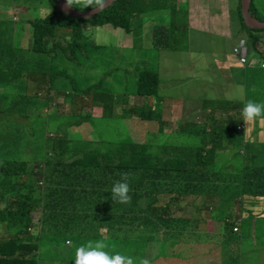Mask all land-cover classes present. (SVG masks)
Returning <instances> with one entry per match:
<instances>
[{"label": "trees", "instance_id": "1", "mask_svg": "<svg viewBox=\"0 0 264 264\" xmlns=\"http://www.w3.org/2000/svg\"><path fill=\"white\" fill-rule=\"evenodd\" d=\"M167 1L115 0L94 17L86 19L74 18L59 11L57 0H50L52 10L46 16L28 20L32 28L28 48L16 44L12 38L11 41L4 30L0 31V81L3 84L8 82V87L17 85L4 94L7 98L12 92L17 95L13 107L20 129L15 124L12 129L0 125V264H51L50 259L41 257L40 261L36 256L41 249L51 247V255L61 261L59 264H74V258L64 257V250L71 246L69 243L81 246L87 244V240H99L104 235L108 237L107 243L116 244L118 250L126 240L143 241L148 254L138 257H146L152 264H242L243 261L237 263L236 259L244 254L245 240H238L237 237L226 242L220 231L200 229L201 223L206 221L205 216L200 218V215L194 216L191 210H187L194 209L199 214L203 210L206 213L210 211V219L220 222V226H227L230 224L227 220L236 213H230L231 199L241 204V210H247V202L252 204L264 198V165H259L260 161L251 165L250 157L239 156L238 150L231 146L229 134L235 123L230 118H218L221 124L217 132L215 129L211 132L197 131L194 138L184 132L181 124L169 132L162 131L164 112L161 101H157L163 97L159 88L161 72L155 68H145L139 73L136 93L132 96H144L147 103L131 106V109L139 113L147 124L133 138L93 142L92 154L95 156L85 165L81 156L67 158L66 150L74 148L77 140L72 139L74 133H67L65 125L78 127L84 123L86 127L80 133L88 137L92 136L89 128L109 122L112 114L101 117L100 122L91 112L81 110L80 106L82 102L87 101L90 105L113 95L107 94L104 77L83 89L81 84L76 85L75 79L71 80L73 88L70 87V90L76 93L80 106L75 116L69 113L72 101L68 98L63 112L42 117L41 112L47 109L50 100L29 92L31 86H39V79L50 89L61 91L66 88L69 71L74 70L70 62L81 56L90 58L107 47L108 44L102 46L88 41L84 28L110 25L114 29L132 32L131 19L134 16H170L179 9L177 0L176 5ZM88 9L91 8L83 11ZM237 11L243 27L251 34V44L260 42L263 45L260 32L264 29L246 26L241 0ZM250 11L258 16L254 2ZM178 28L172 21L154 25L152 47L163 45V51L173 49L170 41L174 40ZM110 46L114 51L113 56L125 49ZM97 59L100 61L104 58ZM28 76V80L33 82L26 81ZM122 96L132 98L126 94ZM150 98H156L155 103ZM219 103L216 102L212 108L215 109ZM37 104L38 112L35 118L29 120L33 124L27 131L32 133L25 134L26 128L20 122L19 114L29 119L30 112ZM220 111L219 107L215 109V112ZM11 114L12 110L8 109L0 114V119ZM64 115L71 118L54 127V123L63 119ZM39 118L44 119L40 130L43 142L52 138L45 134L48 125L59 131L61 136L58 139L65 134L67 136L65 146L62 144L56 152V160H39L54 153H45L43 148L35 150L32 157L16 153L18 146H28L34 139L40 140L37 136L39 127L35 122ZM173 119L171 113L168 121ZM224 120L227 122L222 123ZM157 133L161 143L154 146L147 137L150 134L157 136ZM79 142L83 143L78 144L83 146L79 153L85 154L87 146L81 139ZM102 143L107 144L105 148L99 147ZM12 144H15L14 152L9 149ZM91 144H87L89 148ZM145 155L150 158H145ZM125 172L130 174V205L111 200L110 189L120 179V174ZM29 175L35 178L36 185L43 187V192H36L35 184L26 179ZM234 190L239 192L235 193ZM216 196L218 199H215ZM198 197L204 199L203 204L193 203ZM97 199H101L98 205L104 213L95 211ZM72 234L76 235V241L70 238ZM123 251L124 255L134 258L130 252Z\"/></svg>", "mask_w": 264, "mask_h": 264}, {"label": "rangeland", "instance_id": "2", "mask_svg": "<svg viewBox=\"0 0 264 264\" xmlns=\"http://www.w3.org/2000/svg\"><path fill=\"white\" fill-rule=\"evenodd\" d=\"M258 3V16L264 20V0H255ZM167 2L175 4L176 0H168ZM179 4L178 12H173L172 15L163 18L165 15L154 16L151 15H137L131 19L132 32H126L124 29H114L110 25L104 26H88L84 28L87 40L103 46L108 44L104 50H98L90 58L84 56L78 57L77 60L70 62V66H74V70L69 71L70 77L67 78L66 88L61 91L50 90L48 84L42 79H39V86H31L29 92L31 94L37 93L39 97L43 99H49L50 102L46 110L41 112L42 117L46 118L48 114H55L63 112L66 108V92L73 88L72 79H75L76 85L81 84L82 88L91 85L93 82H97L104 77V83L108 87V93L112 94L108 98H105L99 102L94 101L90 105L87 101L82 102L80 106L81 110L89 111L93 114V117L98 118L101 122V117L112 114L107 124L98 125L88 129V132L92 136H81L80 133L86 125L82 123L76 127L73 125H65L67 133H74L72 139L77 140L75 143L83 145L79 142L81 139L87 146L85 154L78 153L76 156H81L87 165V162L91 161L95 155H93L94 145L93 142H103L106 140L122 141L123 138L127 139L130 136L133 138L137 132L143 128L147 123L140 118V114L131 109V106L138 107L139 105L146 104L144 96H132L136 93L137 79L139 73L145 68L158 69L160 73L161 83L159 88L161 89L160 99L162 110L164 112V122L161 125L162 131L169 132L174 130L179 124L182 125V129L191 138L195 137V132L205 130L211 132L213 129L218 131V126L221 124L217 117H221L216 114L211 108L216 102H223V100L217 95H223L227 97L230 94H235L238 87H243L245 93L248 92V87L244 86L243 80L233 78V81L229 79L217 80L216 76L210 70L217 62H221L230 56L232 49V43L234 40H238L241 36L246 35V31L242 32L240 29L239 18L236 10V2L233 0H177ZM176 5V4H175ZM52 10L50 0H0V31L4 30L10 37V40L22 45L24 48H28L31 45L32 28L28 20L34 17H44ZM213 11H217L215 16ZM18 17V20L16 18ZM89 19V18H86ZM172 21L174 25H178L175 37L173 41H170V45L173 49L163 51V45H157L152 47V29L156 24H166ZM175 29H173V32ZM178 33V35H177ZM264 39V31L260 32ZM139 35V36H138ZM12 38V39H11ZM142 43H144L142 45ZM175 43V45H173ZM125 48L120 50L117 55L113 56L114 51L110 48V45ZM142 45V46H141ZM162 48V49H161ZM264 48V44L262 45ZM109 55V56H108ZM253 55V54H252ZM103 57L100 60L97 58ZM189 60L188 64L184 65ZM191 61L195 64L194 69L190 70ZM264 61V60H263ZM98 62V63H97ZM193 65V64H192ZM146 71H154L147 69ZM155 72V71H154ZM254 75L252 86L258 88V78L264 76V69L254 68L252 71ZM185 81L183 79L187 78ZM27 80L29 83L32 80ZM177 79L174 82V79ZM207 78V79H206ZM117 79V80H116ZM204 82H203V81ZM264 80V77H263ZM20 81L25 82L23 79ZM213 82L211 85L210 82ZM0 81V114L4 108L9 106L13 101V105L16 104L17 95L12 92V95L7 98L5 96L6 91H10L11 88L17 86H7ZM93 87V86H92ZM262 89L259 88L258 93H253L248 99L255 100L257 102H264V93L261 94ZM115 93V94H114ZM40 94V95H39ZM116 94L120 97H116ZM130 95L131 99L124 98L122 95ZM84 97H86L84 95ZM227 99V98H226ZM73 102L70 104L69 113L75 116L78 109H80L78 103V97L73 96ZM152 103H155L156 98H150ZM204 101H206L204 105ZM233 114L230 115V120L235 124L242 121V117H239L234 110H241L243 104L239 100H228ZM204 105V107H203ZM148 108V107H147ZM173 113V120L168 121L170 114ZM209 115L213 118L208 121ZM215 115L217 117H215ZM123 117V118H122ZM228 115L224 118L226 119ZM66 118H71L69 115H64L63 119L54 123L56 125L64 122ZM125 118V119H124ZM37 136L39 139H34L28 144V146H18L16 153L34 155L35 150L43 148L46 153L53 140H46L41 136V127L44 125V119L39 118L37 121ZM205 122V124H203ZM227 122L224 120L222 123ZM13 124V121H12ZM33 121L24 120L26 128L25 134L32 133L27 132ZM92 125V122H91ZM157 125V124H155ZM264 124L257 123L255 125V133L252 138L242 142V136L245 135V124L242 130H234L230 137L231 146L235 150H239L240 155L244 158L250 157L249 163L251 165L258 164L264 165V134L262 129ZM19 129V125H15ZM20 130V129H19ZM45 128L43 127V131ZM56 131V130H54ZM121 131L123 133L121 134ZM59 132V131H56ZM182 132V131H180ZM46 136L52 137L50 132H45ZM214 134V132H212ZM71 135V134H70ZM81 136V137H78ZM150 136V137H149ZM148 142L154 146H159L161 140L159 133L157 136L150 134ZM79 138V139H78ZM106 139V140H105ZM94 140V141H93ZM179 142V137L177 139ZM92 143L90 148L87 144ZM75 145L72 148L71 153L80 152L83 146ZM106 143H102L100 148H105ZM47 148V149H46ZM9 149L14 152L15 144H12ZM54 153H51V157L47 154L41 159L51 158L56 160V152L58 150L53 149ZM92 150V151H91ZM145 158L150 156L145 155ZM29 167L28 169H30ZM26 179L35 184V190L38 193L43 192V187L36 185L35 178L32 175L26 177ZM238 193L239 190H234ZM246 195V194H245ZM218 199V196L215 197ZM101 199H97L94 203L95 211L98 213H104L100 205ZM203 204L204 199L198 197L193 200V203ZM231 211H236L232 217H240L243 214L241 210V204L236 200L231 199ZM176 209V208H175ZM191 210L194 216L200 215V218H206L205 222L201 223L202 230H221V223L209 218L210 211L205 212L203 210L199 214L194 209ZM37 221V219H35ZM257 225L259 233L264 238V216L257 218ZM220 228V229H219ZM233 229V226H230ZM251 229V223L243 217V232H247ZM34 232V229L31 228ZM93 231V230H91ZM223 231V230H221ZM220 231V232H221ZM3 232V231H2ZM35 233V232H34ZM74 241L77 240L76 235H70ZM81 241V240H79ZM90 240H87V242ZM69 243V241H67ZM84 243V242H81ZM86 244V243H84ZM264 250V242L262 243ZM70 248L64 250L65 258H74L75 249L79 246L77 244L69 243ZM108 248L105 250L110 254L120 252L125 254L123 249L130 252L137 260L142 257L138 255H147L146 246L143 241H137L136 239L126 240L125 244L120 246L121 250L117 249V245L108 244ZM53 248L41 249L36 253L37 258L42 261L44 259H50L51 264H59L61 261L52 257Z\"/></svg>", "mask_w": 264, "mask_h": 264}, {"label": "clouds", "instance_id": "3", "mask_svg": "<svg viewBox=\"0 0 264 264\" xmlns=\"http://www.w3.org/2000/svg\"><path fill=\"white\" fill-rule=\"evenodd\" d=\"M108 3H109V0H66L65 7L68 9L75 7L82 11L83 9L90 7L92 8L93 12H101L105 9L106 6H108ZM188 62L189 60L184 65L188 64ZM260 66L264 67V63H262ZM48 88H49V85H48ZM63 89H65V87ZM50 90H53V89H50ZM75 94H76L75 92L69 89L68 92H66V101L69 98L73 102L74 101L73 96ZM226 98L230 101L239 100L243 104V107L241 109V117H242V121L245 124L244 137L247 139L250 129L255 124L257 123L264 124V102H257L251 99L246 100L245 90L242 86L237 88L235 94H230ZM14 108L15 106L13 107V104L11 103L9 106L4 108L3 111L1 112L2 114L6 110L11 109L12 114H13V115L12 114L5 115L0 119V125L2 128L12 129L13 124L15 125L17 124V120L14 118ZM37 112H38V104L30 112L29 119H24L19 114V116L21 117L20 122L24 124V120H27V121H29L30 119L32 120L33 118H35L34 116ZM48 115L53 116V115H56V113L48 114ZM212 119L213 118L211 117V115H209L208 121ZM12 121H13V124H12ZM239 127L240 126H238V128ZM47 130L50 132V135H52V138L56 140V142L53 141L54 144L52 143L49 147H47L49 148L47 151H54L53 149L59 150V147L62 144L65 146V143L67 140L66 134L64 135L63 138L58 139L61 135L58 132L54 131V129L50 125L47 126ZM52 138H49L48 140H53ZM71 150H66L68 159H71L73 156H76L79 153L76 151L73 154L71 153ZM238 153L240 154L239 150H238ZM29 156L32 157L33 155H29ZM130 191H131L130 174L127 172L121 173L120 179L116 180L110 189L111 200L121 205H130L132 202ZM236 221H237L236 217H232L231 219L227 220V222H230L229 225L235 224ZM238 229H239L238 227L233 226V231L236 232L238 231ZM107 240H108V237L104 235L102 239L95 240V241L90 240L87 242V244L77 247L75 249V254H74V264H137V260L134 259L130 255H124L119 252L110 254L108 251H106L105 249L108 248L109 246L107 243ZM138 264H152V262L148 258L142 257L139 259Z\"/></svg>", "mask_w": 264, "mask_h": 264}, {"label": "crops", "instance_id": "4", "mask_svg": "<svg viewBox=\"0 0 264 264\" xmlns=\"http://www.w3.org/2000/svg\"><path fill=\"white\" fill-rule=\"evenodd\" d=\"M233 1L236 2V10H237L239 0H233ZM252 2H254V4H255V11L257 13L258 8H259L258 3L255 0H252ZM252 2H251V4H252ZM176 12H178V10H176ZM213 14L215 16H217L218 12L213 11ZM237 15L239 18L240 29L242 32H244V31H246L245 30L246 28H244L242 25L241 18L238 14V11H237ZM167 16L168 15H166L163 18H166L167 19L166 21H169ZM254 16H256V15H254ZM258 18L260 20H263L260 17H258ZM254 29H258V28H254ZM261 29H264V28H261ZM177 35H178V33H177ZM250 38H251V34L246 31L245 36H241L238 40L236 39L232 43V47H233L234 45L238 44L241 39H244L246 41L247 46H248L249 61L245 65H242L239 62L237 56L233 53V51L231 49L230 56L228 58H226L225 60L219 62V63L217 62L215 65L212 66V68L210 70V73L212 72L216 76L217 80H220V78L221 79H227V80L229 79L230 81H233L234 80L233 78H236L239 81L243 80L244 86L248 87V92L245 93V99L246 100L253 93L257 94L259 88L262 89L261 94L263 95V93H264V80H263L264 76H260L258 78V84H259L258 88L255 89L252 86L253 78H254V75H252L253 69L256 67L264 69V67L260 66L264 62L263 61L264 60V48H262V44L260 42L257 44H251ZM261 39H262V36H261ZM194 66H195V64L191 61L190 70L194 69ZM187 79H188V77L183 79V80L186 81ZM176 80L177 79L175 78L174 82ZM210 84L212 85L213 82L211 81ZM217 96H219L223 100V102H220L219 105L217 106V107L221 108V111L215 112V113L219 114L222 117L221 119H224L227 115H228L227 118H230V115L233 114V110L231 109L229 103L227 102L226 97H224L222 94L221 95L219 94ZM204 102L206 103V101H204ZM212 107L213 106H211V108ZM212 109L215 111L214 108H212ZM234 111H235V113H237V115L240 114V117H241V110H234ZM215 117H217V116L215 115ZM217 118H219V117H217ZM221 119H219V120H221ZM255 125L250 129V131L248 133L249 138H252L254 133L256 132L255 131ZM238 126H240V127L238 128ZM243 128H244V124L242 122H238L233 127V131L235 129L236 130H242ZM261 129H262V133L264 134V125H263V128H261ZM206 132H208V131H206ZM248 137L246 139L244 136H242V142L249 140ZM245 206L248 207V209L243 210L242 216L236 217V220H237L236 223L233 225L220 226L221 230H223V231L220 230L221 231L220 233H222L223 236H225L226 242L234 240L237 237H238V240L240 238L245 240L244 254L242 257H239L236 259L237 263L243 261L242 264H264V250L262 248V246H263L262 243L264 242V238H262V234L259 233V229H258V225H257V218L264 216V198H260L259 200L252 202V204L247 202V204ZM244 216L251 223V229L248 230L247 232H243V217ZM230 226H235V227H238L239 229H238V231L235 232L230 228Z\"/></svg>", "mask_w": 264, "mask_h": 264}, {"label": "water", "instance_id": "5", "mask_svg": "<svg viewBox=\"0 0 264 264\" xmlns=\"http://www.w3.org/2000/svg\"><path fill=\"white\" fill-rule=\"evenodd\" d=\"M115 0H109L108 6L111 5ZM252 0H241V12L244 19V23L251 29L264 28V21L260 20L257 16H254L250 11ZM66 0H57V8L59 11L74 17V18H92L99 12H93L92 8L86 11L79 10L75 7L68 9L65 7ZM106 6L105 8H107Z\"/></svg>", "mask_w": 264, "mask_h": 264}, {"label": "built area", "instance_id": "6", "mask_svg": "<svg viewBox=\"0 0 264 264\" xmlns=\"http://www.w3.org/2000/svg\"><path fill=\"white\" fill-rule=\"evenodd\" d=\"M232 51L237 56L239 62L242 65H245L248 62V60H249L248 46H247V43L244 39H241L238 44L234 45L232 47Z\"/></svg>", "mask_w": 264, "mask_h": 264}]
</instances>
